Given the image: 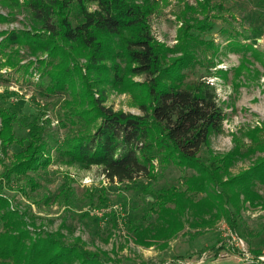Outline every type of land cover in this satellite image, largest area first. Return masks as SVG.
Returning <instances> with one entry per match:
<instances>
[{
    "label": "trees",
    "instance_id": "obj_1",
    "mask_svg": "<svg viewBox=\"0 0 264 264\" xmlns=\"http://www.w3.org/2000/svg\"><path fill=\"white\" fill-rule=\"evenodd\" d=\"M0 3L9 8L19 6L17 0H0ZM160 3L161 0H25L21 7L30 12V28L0 33L3 35L0 36V62L5 57V64H12L8 48L26 46L32 55L46 54L48 60L41 63V96L64 93L68 88L74 89L75 84L80 87L72 100L63 99L61 106L65 111L59 122L81 128L56 146L53 154L39 135L38 127L28 131L27 139L17 138L13 131L14 111L0 105L1 153H6L10 145L21 146L12 153L1 173L5 181L44 169L54 160L80 169L96 166L105 179L118 182L133 181L137 176L155 178V164L174 163L197 171L185 177L179 187L156 191L149 209L155 214L152 223L145 227L126 225L134 243L148 246L158 243L161 236L168 239L176 233L182 227L180 216L186 210H190L193 226L198 219L207 225L214 217V210L224 211L226 220L232 222L240 210L236 203L239 198L241 204L264 206V195L254 189L255 184H264V158L236 176H227L228 168L237 158L255 151L264 152V127L258 125L248 130L249 144L236 140L234 147L223 154L209 151L210 136L223 132L225 113L217 101L214 85L203 79L185 81L188 73L180 68L185 66L186 51H179L184 53L179 55L181 58L168 59L167 52L171 49L154 39L149 18ZM91 4L95 7L90 8ZM185 5L180 16L203 14V20L196 24L183 20L178 38L181 42L188 37L204 48L209 70L215 66L212 57L218 43L200 34L213 28L212 19L223 16L224 4L216 0H194L193 5ZM73 10L80 15L75 24L70 20ZM2 20L0 16V23ZM236 35L233 32L228 36ZM13 54V60L18 59L17 52ZM80 58L85 62L79 64ZM241 68H246L245 63L235 70L240 72ZM88 75H93L97 83L108 82L120 90L141 86L148 106L140 104L141 115L104 106V93L94 98L84 86ZM129 75L142 76V83L130 84ZM84 99L90 107L76 111L72 104L81 106ZM92 122L95 126L87 130ZM202 147L208 152L206 161L199 156ZM223 176L227 177L223 179ZM28 181L32 188L37 186L33 178ZM214 185L220 188L218 193L211 191L210 186ZM198 193H204V199L194 200ZM214 198L219 200L213 201ZM0 206L5 208L0 214L3 223L0 262L12 259L16 264H73L75 261L110 264L98 254L86 253L78 246L66 247L49 235L41 241L26 242L29 237L21 229L23 217H16L14 209L8 208L7 199L1 195ZM156 222L163 228L159 230L161 234L155 231Z\"/></svg>",
    "mask_w": 264,
    "mask_h": 264
},
{
    "label": "rangeland",
    "instance_id": "obj_2",
    "mask_svg": "<svg viewBox=\"0 0 264 264\" xmlns=\"http://www.w3.org/2000/svg\"><path fill=\"white\" fill-rule=\"evenodd\" d=\"M17 1L19 6L15 8L0 3L3 19L0 33L30 28V12L21 7L25 0ZM216 1L224 4L223 16L212 19L213 28L200 34V37L211 38L218 43L212 57L215 66L209 70L204 48L195 45L188 37L181 42L178 38L183 20L192 24L203 20V14L187 13L185 18L179 14L185 4L193 5L194 0H161L149 18V24L154 39L171 49L167 52L168 59L175 56L181 58L183 56L179 55L184 53L179 51H186L185 66L180 68L183 73H188L185 81L203 79L214 85L225 118L223 132L209 138V151L223 154L234 147L236 140L249 144L247 132L250 128L264 127V0ZM94 7L90 5V8ZM79 19V13L73 10L70 14L72 24ZM224 31H228V35L233 32L238 35L229 37L223 34ZM192 33L197 34L195 31ZM7 50L11 52L12 64H5V57L0 62V105L14 111L13 131L17 138L27 139L28 131L38 127L39 135L53 154L56 146L81 128L59 122L65 111L61 106L63 99L72 100L80 92L79 84L58 95L41 96V63L48 60L46 54L32 55L26 46ZM15 51L18 59L13 60ZM195 59L199 60L195 62ZM84 62L83 58L78 61L79 64ZM242 63L246 68H241L240 72L235 70ZM83 71L85 74V68ZM127 79L130 84L136 85L143 81L140 75H129ZM84 86L90 89L94 98L104 93L103 105L115 111L141 115L140 104L148 106L145 90L141 86L120 90L108 82L97 83L93 75H88ZM84 101L81 106L72 104L73 108L77 111L90 107ZM94 126L92 122L87 130ZM20 149V145L13 144L7 147L4 154L0 150V195L7 199L8 208L14 209L16 217H23L21 229L29 237L26 242L41 241L49 235L66 247L78 246L86 253L98 254L110 264H264V261L256 260L259 254L264 256V206L241 204L240 198L236 202L240 210L235 211L237 213L232 222L226 220L224 211L214 210V217L207 225L198 219L192 226L190 210H186L180 216L182 227L168 239L161 236L158 243L151 246L134 243L126 225L134 223L145 227L152 223L155 214L149 209L156 191L181 186L185 177L197 174L194 168L174 163L155 164V178L137 176L133 181L118 182L105 179L96 166L80 169L54 160L44 169L28 171L26 175L5 181L1 173L8 166L12 153ZM263 155L264 152L255 151L249 156L237 158L228 168L227 176L240 174L263 159ZM199 156L207 160L205 147L201 148ZM29 178L37 184L35 188L29 185ZM210 189L213 193L220 191L215 185ZM254 189L264 195V184L257 183ZM204 197V193H198L194 200ZM4 210L0 206V214ZM2 225L0 220V232ZM160 228L156 222L155 231L158 234L163 230L159 231ZM232 237L243 241V249L252 259L238 254L240 250L231 246ZM219 247H223L219 251H223L221 254L226 252L225 255H217ZM0 264L16 262L10 259Z\"/></svg>",
    "mask_w": 264,
    "mask_h": 264
},
{
    "label": "built area",
    "instance_id": "obj_3",
    "mask_svg": "<svg viewBox=\"0 0 264 264\" xmlns=\"http://www.w3.org/2000/svg\"><path fill=\"white\" fill-rule=\"evenodd\" d=\"M209 83L212 84L211 82H209ZM242 242L243 241L241 239H239V238L237 239L236 237H232L231 240H230L231 246H235L237 249L240 250L239 251L240 253H238V254L239 255H242L241 257H244L245 259H252L251 258L252 256L246 250L243 249V243ZM222 252L221 251H218L217 255L220 256V255H225L226 254V252H224L223 254H221ZM256 260L264 261V256L259 254V256H257Z\"/></svg>",
    "mask_w": 264,
    "mask_h": 264
},
{
    "label": "crops",
    "instance_id": "obj_4",
    "mask_svg": "<svg viewBox=\"0 0 264 264\" xmlns=\"http://www.w3.org/2000/svg\"><path fill=\"white\" fill-rule=\"evenodd\" d=\"M261 253H263V252H261Z\"/></svg>",
    "mask_w": 264,
    "mask_h": 264
}]
</instances>
